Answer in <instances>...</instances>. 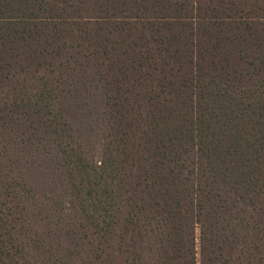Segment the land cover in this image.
<instances>
[{
    "label": "trees",
    "instance_id": "1",
    "mask_svg": "<svg viewBox=\"0 0 264 264\" xmlns=\"http://www.w3.org/2000/svg\"><path fill=\"white\" fill-rule=\"evenodd\" d=\"M0 264H264V0H0Z\"/></svg>",
    "mask_w": 264,
    "mask_h": 264
},
{
    "label": "rangeland",
    "instance_id": "2",
    "mask_svg": "<svg viewBox=\"0 0 264 264\" xmlns=\"http://www.w3.org/2000/svg\"><path fill=\"white\" fill-rule=\"evenodd\" d=\"M196 236H198V232H196Z\"/></svg>",
    "mask_w": 264,
    "mask_h": 264
}]
</instances>
